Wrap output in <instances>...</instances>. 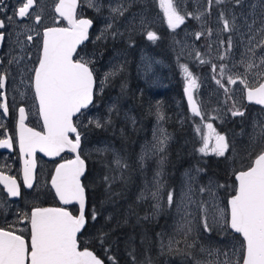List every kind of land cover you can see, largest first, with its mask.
<instances>
[{
  "label": "rangeland",
  "instance_id": "rangeland-1",
  "mask_svg": "<svg viewBox=\"0 0 264 264\" xmlns=\"http://www.w3.org/2000/svg\"><path fill=\"white\" fill-rule=\"evenodd\" d=\"M50 1L39 0L31 15L23 20L16 14L6 16L5 52H0V61L2 56H15L16 62L26 51L36 50L26 34L40 27L33 21L34 14L41 15L42 22L53 20ZM88 3L98 10V20L90 42L83 47L93 48L79 55L94 64L101 86L97 90L100 99L76 118L77 132L82 130L83 134L81 154L86 159L105 155L111 167L107 170L108 185L118 184L123 171L122 153L95 127H100L110 112L130 96L129 91L121 90V73L127 69L128 60L132 61L139 83L146 88L170 87L176 80L182 87L188 85L197 104L195 109L185 112L195 132L194 160L182 169L180 181L174 185L180 170L170 169L166 153L175 137L164 125L161 110L156 111L151 133L143 131L133 141L138 149L132 168L136 199L147 200L144 203L146 207L150 205L152 217L163 212L171 217L157 233L158 245L165 254L164 264H240L244 241L228 227L227 197L235 188L230 172L249 164L252 156L264 147V107L244 100L245 86H254L264 78V0ZM15 87L21 95L19 87ZM144 89L140 85L137 88L143 97ZM25 93L26 98L31 94L28 85L24 86ZM145 97L148 98L147 93ZM31 110L35 113L33 106ZM121 110L134 118L129 107ZM210 159L214 162L209 164V172L204 164ZM5 160L3 157V163ZM215 169H227L229 175L222 173L218 177L212 172ZM46 184L45 173L40 171L35 190L45 188ZM111 206L104 219L121 212L123 216L129 214L124 199L114 200ZM17 207L19 202L0 201L3 215L17 211ZM20 209L8 220L12 225L9 228L22 234L26 223L20 217L28 212V206ZM140 209L137 204L135 210ZM104 225L94 219L88 236L102 235L100 228ZM130 239L123 241L130 243ZM107 249L103 244L104 254ZM107 258L113 259L110 255Z\"/></svg>",
  "mask_w": 264,
  "mask_h": 264
},
{
  "label": "water",
  "instance_id": "water-1",
  "mask_svg": "<svg viewBox=\"0 0 264 264\" xmlns=\"http://www.w3.org/2000/svg\"><path fill=\"white\" fill-rule=\"evenodd\" d=\"M72 14L71 6L65 17L71 19ZM91 24L89 19L80 18L71 28L50 26L44 31L42 56L33 81L44 130H28L25 124H19L18 139L31 154L37 151L55 157L67 151L72 156L59 161L50 178L58 204L31 210L28 239L0 227V264H105L92 248L79 245L78 234L86 222L87 197L82 181L86 161L79 153L81 135L76 134L75 139L69 136L76 130L74 118L94 100L91 67L72 58L88 39ZM183 94L188 108L195 109L197 104L188 85L183 87ZM244 100L264 107V78L254 86H245ZM30 163L33 166L26 173L32 180L36 162L33 159ZM0 175L5 184V174ZM234 178V192L227 197L228 227L244 241L240 264H264V148L249 166L238 169ZM72 202L77 204V213L67 207Z\"/></svg>",
  "mask_w": 264,
  "mask_h": 264
},
{
  "label": "trees",
  "instance_id": "trees-1",
  "mask_svg": "<svg viewBox=\"0 0 264 264\" xmlns=\"http://www.w3.org/2000/svg\"><path fill=\"white\" fill-rule=\"evenodd\" d=\"M126 67L127 69L121 73V90L123 92L129 91L130 96H127L118 104L117 108L110 112L109 118L100 127H95V129H99L97 133L106 136L110 144L115 145L121 151L122 176L117 185L109 186V172L107 173V170H111V167L106 156L103 155L100 159V156L94 159H86V170L82 181L86 189L87 207L85 214L87 221L79 234V241L80 246L92 248L104 259L105 264H164L165 254L158 245L157 233L163 227L165 220H170L171 217L165 212L161 213L159 217H152L150 205L146 207L144 203L147 200L138 201L136 199L137 186L135 185L136 179L132 178V168L137 158L138 149L137 145H133V141L136 135L142 134L143 131L145 134L151 133L155 112L161 110L164 125L175 137V140L167 146L166 156L167 163L171 166L170 169L172 170L174 167V170H180L179 175L173 181L176 185L180 181L182 169L190 166L194 160L195 132L189 123L188 116H185L188 106L185 103L181 82L176 80L172 86L161 89L146 88L145 85L139 83V77L135 76L136 70L133 71L131 60H128ZM126 76L133 77L135 82L124 80ZM138 84L140 89L145 88L144 91L148 98L145 97V93L144 97L143 94H138ZM97 96L98 93H96L94 101L100 99ZM124 106L133 111L134 118L130 119V116L127 117L123 114L121 109ZM80 127L78 125V128ZM89 129L91 130V127ZM213 162V159H210L204 164L209 172L211 171L209 164ZM212 172H215L218 177L222 173L225 176L229 175L227 169L223 171L215 169ZM231 176L233 177L232 172H230L229 177L231 178ZM114 193L117 194L113 195ZM120 199L128 202L129 209L127 212L129 214L123 216L121 212L114 214L110 219H104L105 211L112 209L111 202ZM137 204L141 205L140 210H135ZM94 219L96 222H102L105 225L100 228L102 235L99 234L92 238V236H88V230ZM122 221L125 222L122 223ZM100 237L103 238V241H99ZM124 238H131L130 243H124ZM103 244L108 247L105 254L102 252ZM107 255L113 259L108 260Z\"/></svg>",
  "mask_w": 264,
  "mask_h": 264
},
{
  "label": "flooded vegetation",
  "instance_id": "flooded-vegetation-1",
  "mask_svg": "<svg viewBox=\"0 0 264 264\" xmlns=\"http://www.w3.org/2000/svg\"><path fill=\"white\" fill-rule=\"evenodd\" d=\"M88 1L89 0H51L50 3L54 17L53 20L49 22H42L41 15L34 14L33 21L36 22V24H39L40 27L31 34H26L27 41L31 43V47L35 46L36 50L30 49L29 51H26L25 56H22L16 62H13L15 56H12L11 59L7 58V56H2V61H0V64H2L0 65V123L2 124L0 127V173L5 174L3 175V180L8 188L5 190V184L1 183L0 180V201H11L12 204L13 202H19L20 207L16 208L17 211L22 210L20 208H23L24 205H26V207L28 206V212L23 213L20 217L22 223H26V230L21 231L26 239H28V235L30 233L29 216L31 210L40 205L58 204L56 195L50 186V178L56 164L63 159L71 157L72 154L64 151L58 156L46 157L37 151L32 154L29 153L28 150H24L20 146L17 132L19 129L18 125L23 123L28 127V130L32 128L39 131L44 130L39 116V105L33 88V81L35 69L42 56L41 48L44 39V31L50 26H65L71 28L73 27V22L78 23L80 18H87L92 22L88 33V39L76 49L72 58L81 60L91 67L95 77L96 91L101 86V81L97 78L94 70V64L89 63L79 55L85 50L89 53L93 48L87 45L86 49H83L84 45H86L88 41L90 42L92 31L95 30L98 20V10L91 6ZM38 4L39 0H0L1 53L5 52L4 43H6L7 31V28L5 27H8L5 26L8 21L6 16L10 17L11 14H16L20 20H23L31 15L32 10L36 8ZM71 6L73 14L71 15V19H67L65 15L69 13ZM124 80H130L132 83L135 82L133 77L128 76H126ZM25 85H28L29 90L31 91L30 95L27 94L28 98H26V93L23 94ZM15 86H18L19 90L22 91L21 95L18 94ZM31 106L34 107L35 113H32ZM20 128H23V126H20ZM76 133L78 132L74 131L69 133L71 139H75ZM80 134L83 135L82 132H80ZM81 142L82 137L79 146L80 154ZM254 155L252 156V159ZM81 156L86 161V158L82 154ZM3 157H6L4 163ZM33 159L35 160L36 165L34 177L31 180L30 173L26 172L33 166L30 163ZM249 164L242 168L247 167ZM40 171L45 173L47 184L45 188L42 187L39 188V190H35V184L40 178ZM67 207L73 213H77L78 207L75 202L67 204ZM17 211L11 212L7 215H3L0 211V227H12L8 218Z\"/></svg>",
  "mask_w": 264,
  "mask_h": 264
}]
</instances>
